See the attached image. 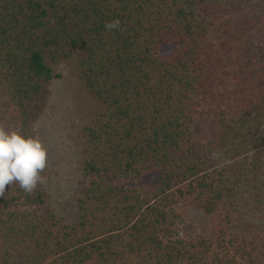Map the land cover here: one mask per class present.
<instances>
[{"label":"trees","instance_id":"obj_1","mask_svg":"<svg viewBox=\"0 0 264 264\" xmlns=\"http://www.w3.org/2000/svg\"><path fill=\"white\" fill-rule=\"evenodd\" d=\"M194 4L0 0V126L36 137L60 77L53 66L76 50L86 91L106 107L87 128L77 221L48 206L45 183L31 194L6 185L0 264H264V234L229 231L240 178L216 169V145L194 127L197 107L215 101L216 138H243L239 153L264 143V55L259 70L238 60L242 74L232 75L206 43ZM116 20L119 27L107 30ZM168 44L174 50L164 57ZM151 173L157 178L148 186ZM258 191L249 204L264 213V179ZM183 205L211 217L210 228L198 232L191 224L192 234L183 235Z\"/></svg>","mask_w":264,"mask_h":264},{"label":"rangeland","instance_id":"obj_2","mask_svg":"<svg viewBox=\"0 0 264 264\" xmlns=\"http://www.w3.org/2000/svg\"><path fill=\"white\" fill-rule=\"evenodd\" d=\"M193 1L196 12L208 28L206 43L222 53L232 75L242 74L237 66L238 60L246 70L253 66L257 70L263 67L264 0ZM173 50L174 45L168 44L162 47L161 54L169 57ZM80 58L81 54L76 50L71 58L53 66L60 77L52 81L46 107L34 125L36 137L47 150L44 183L49 195L48 206L67 223L78 219L77 198L88 142L87 128L92 127L96 117L106 111V107L86 91L81 81ZM234 88H237L236 84ZM226 99L221 108L229 101L228 97ZM216 104L215 101L203 102L197 107L194 127L198 137H206V143L210 141L216 145L210 149L211 162L215 163L216 169H225L231 178H240L235 197L238 215L229 231L238 235L264 234V213L252 211L249 204L257 196L261 179H264V143L249 145L239 153L236 149L239 150L243 138L236 136L224 141L216 138L217 131H212L215 128L220 130L219 124H214L217 120L214 114ZM156 178L157 175L151 173L143 183L151 186ZM127 186L134 188L136 184L128 183ZM249 188L253 196L248 192ZM181 209L186 217L183 235L192 234L191 224L198 232L210 228L211 217L192 206L183 205Z\"/></svg>","mask_w":264,"mask_h":264},{"label":"clouds","instance_id":"obj_3","mask_svg":"<svg viewBox=\"0 0 264 264\" xmlns=\"http://www.w3.org/2000/svg\"><path fill=\"white\" fill-rule=\"evenodd\" d=\"M119 25L116 20L105 27L111 31ZM46 167L47 150L38 138L0 126V195L6 185L13 183H18L25 193L31 194L44 183L41 173Z\"/></svg>","mask_w":264,"mask_h":264}]
</instances>
